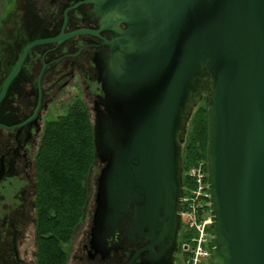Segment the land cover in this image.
<instances>
[{
    "label": "water",
    "instance_id": "water-1",
    "mask_svg": "<svg viewBox=\"0 0 264 264\" xmlns=\"http://www.w3.org/2000/svg\"><path fill=\"white\" fill-rule=\"evenodd\" d=\"M111 33L93 63L92 135L101 165L90 245L131 221V238L173 262L187 121L206 96V181L215 264H264V0H84ZM24 49L0 91L35 45ZM39 112L37 106L30 120ZM129 217L131 220H129Z\"/></svg>",
    "mask_w": 264,
    "mask_h": 264
},
{
    "label": "flooded vegetation",
    "instance_id": "flooded-vegetation-1",
    "mask_svg": "<svg viewBox=\"0 0 264 264\" xmlns=\"http://www.w3.org/2000/svg\"><path fill=\"white\" fill-rule=\"evenodd\" d=\"M83 1L0 0V91L29 44L61 32L98 31L33 46L0 101V264H35V156L45 123L76 99L91 104L94 116L101 95L93 58L108 49L111 33L99 31L92 6ZM91 227L92 217L73 264H215L210 257L193 262L191 247L180 244L181 224L172 263L154 257L157 247L146 250L144 239L131 238V221L107 238L113 248L103 258L90 245Z\"/></svg>",
    "mask_w": 264,
    "mask_h": 264
},
{
    "label": "trees",
    "instance_id": "trees-1",
    "mask_svg": "<svg viewBox=\"0 0 264 264\" xmlns=\"http://www.w3.org/2000/svg\"><path fill=\"white\" fill-rule=\"evenodd\" d=\"M200 101L181 143L183 171L206 161V96ZM96 164L92 119L76 99L63 115L45 123L35 156V264H67L68 246L84 218L89 176ZM182 184H187L185 179ZM193 234L182 231L180 244H189Z\"/></svg>",
    "mask_w": 264,
    "mask_h": 264
},
{
    "label": "built area",
    "instance_id": "built-area-1",
    "mask_svg": "<svg viewBox=\"0 0 264 264\" xmlns=\"http://www.w3.org/2000/svg\"><path fill=\"white\" fill-rule=\"evenodd\" d=\"M206 161L199 160L186 171L182 170L180 223L184 232H194L190 238L192 260L208 257L211 249V215L209 212V192L206 181ZM185 245V244H184Z\"/></svg>",
    "mask_w": 264,
    "mask_h": 264
},
{
    "label": "rangeland",
    "instance_id": "rangeland-1",
    "mask_svg": "<svg viewBox=\"0 0 264 264\" xmlns=\"http://www.w3.org/2000/svg\"><path fill=\"white\" fill-rule=\"evenodd\" d=\"M199 103H201V101ZM91 106H92L91 104H87V109L89 110L90 118L93 119V115H92V112H91ZM58 115H63V112H58V113L50 116L49 119H54ZM187 126H188V122H187V125H186V129H187ZM100 168H101V165L100 164H96L91 170V173H90V176H89V200H88V203H87V206H86L84 218H83L81 224L76 229V231H75V233L73 235L72 241H71V243L68 246V253H69V256H70L68 264H73L72 256L74 255L76 249L79 247L80 242L82 241V238H83V236L85 234L86 228L88 227V224H89V222L91 220V217H92V214L94 212V196H95V193H96L97 178H98V175H99ZM30 250L31 251L32 250L35 251L34 245H32ZM208 257H210V252H209V256Z\"/></svg>",
    "mask_w": 264,
    "mask_h": 264
}]
</instances>
